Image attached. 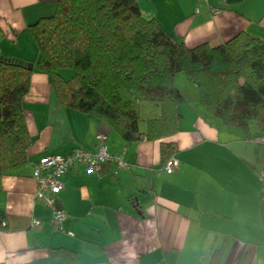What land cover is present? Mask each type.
Listing matches in <instances>:
<instances>
[{"label":"crops","instance_id":"obj_1","mask_svg":"<svg viewBox=\"0 0 264 264\" xmlns=\"http://www.w3.org/2000/svg\"><path fill=\"white\" fill-rule=\"evenodd\" d=\"M136 1L144 17L187 47L218 45L240 31L264 39V0ZM57 2L0 0V55L33 64L23 99L27 161L0 175V264H65L50 255L57 247L76 251L75 264H264V133L225 125L182 72L174 77L185 99L179 129L166 138L127 145L106 121L64 107L47 73L35 67L29 30ZM141 109L145 131L160 110L150 102ZM98 132L128 168L115 175V161L108 160L97 170L67 171L56 203L65 218L56 228L52 209L34 198L33 167L47 155L93 149ZM161 142L175 145L171 174L162 170Z\"/></svg>","mask_w":264,"mask_h":264},{"label":"trees","instance_id":"obj_2","mask_svg":"<svg viewBox=\"0 0 264 264\" xmlns=\"http://www.w3.org/2000/svg\"><path fill=\"white\" fill-rule=\"evenodd\" d=\"M264 18V17H262ZM37 47L35 67L45 71L64 106L106 121L127 145L175 134L184 96L174 77L184 73L201 104L225 125L264 133V39L240 31L211 46L187 47L136 0H58L55 12L29 25ZM63 69H71L65 77ZM32 69L0 55V175L27 161L31 139L23 115ZM150 102L158 117L139 127ZM175 145L161 142L164 162ZM3 216L0 215V224ZM75 264L76 251L50 249ZM216 256V254H215Z\"/></svg>","mask_w":264,"mask_h":264},{"label":"built area","instance_id":"obj_3","mask_svg":"<svg viewBox=\"0 0 264 264\" xmlns=\"http://www.w3.org/2000/svg\"><path fill=\"white\" fill-rule=\"evenodd\" d=\"M105 141L106 134L98 132L95 135L93 149L76 148L64 156L47 155L35 163L32 172V178L36 184L34 198L52 209L51 223L56 228H61V223L65 218V213L56 206V203L59 192L64 188L62 178L67 171L76 165H83L87 170H97L108 160L115 161V175L121 169L128 168L122 157L109 153ZM176 168L177 160L174 157L168 158L162 166V170L167 174L173 173ZM261 179L264 182V172L261 173ZM32 225L40 226L41 221L33 219Z\"/></svg>","mask_w":264,"mask_h":264},{"label":"rangeland","instance_id":"obj_4","mask_svg":"<svg viewBox=\"0 0 264 264\" xmlns=\"http://www.w3.org/2000/svg\"><path fill=\"white\" fill-rule=\"evenodd\" d=\"M72 70L71 69H63L62 70V74L65 76V77H70L71 75H72ZM181 74H183L184 75V73H181ZM146 104V103H145ZM149 109L150 108H147V109H141L142 110V112L143 111H146V114H148L149 113ZM141 112V111H140ZM141 112V113H142ZM140 113V118H141V120H140V122H139V124L141 125L142 123H143V121H142V114Z\"/></svg>","mask_w":264,"mask_h":264},{"label":"water","instance_id":"obj_5","mask_svg":"<svg viewBox=\"0 0 264 264\" xmlns=\"http://www.w3.org/2000/svg\"><path fill=\"white\" fill-rule=\"evenodd\" d=\"M8 60L13 61V62H16V63H19V64L26 65L28 69H32L33 68V64H31V63H26L24 61L17 60V59H8ZM134 202H135L136 205H138V198L137 197L134 198Z\"/></svg>","mask_w":264,"mask_h":264}]
</instances>
